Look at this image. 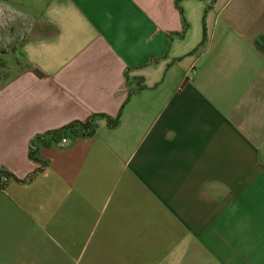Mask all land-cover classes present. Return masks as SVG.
<instances>
[{"label": "crops", "instance_id": "1", "mask_svg": "<svg viewBox=\"0 0 264 264\" xmlns=\"http://www.w3.org/2000/svg\"><path fill=\"white\" fill-rule=\"evenodd\" d=\"M176 1L49 2L0 83V264H264V0H183L184 38Z\"/></svg>", "mask_w": 264, "mask_h": 264}, {"label": "rangeland", "instance_id": "2", "mask_svg": "<svg viewBox=\"0 0 264 264\" xmlns=\"http://www.w3.org/2000/svg\"><path fill=\"white\" fill-rule=\"evenodd\" d=\"M52 0H0V83L13 76L23 48L44 21Z\"/></svg>", "mask_w": 264, "mask_h": 264}, {"label": "trees", "instance_id": "3", "mask_svg": "<svg viewBox=\"0 0 264 264\" xmlns=\"http://www.w3.org/2000/svg\"><path fill=\"white\" fill-rule=\"evenodd\" d=\"M182 1L183 0H177L176 6H177L182 18H183V21H184V31L182 34H176V36L184 38L187 31H188L189 25L185 19L184 9L181 5ZM212 5L213 4H210L208 6L207 12L212 8ZM206 39H207V34H206V29H205L204 41L202 42V44L200 46L204 45ZM140 84H141V81L138 80V91L147 89V87L142 86ZM134 94H135V91L130 92L129 99ZM127 102L123 105L118 117H116V118H112V117L107 116V115L96 114V115L91 116L85 122L77 121V122H74V123L62 128V129L50 131V132H47L45 134L35 136L30 142V152H29L30 153L29 154L30 159L33 161H36V162H40L38 154H39L41 148L42 147H50V146L54 145L55 143L60 142L63 138H70V139L85 138V139H88V138L94 137L97 134V131L99 128L98 121L100 119H105L107 121L108 127L110 129L117 128L121 122V118H122L123 112L125 110V107L127 105ZM45 166H47L46 163L44 164V167ZM42 170H43V168L34 172L24 182L32 180ZM4 177H6V180H3ZM14 178H15L14 175H12L7 169H5L4 167L0 168V191L6 189V185Z\"/></svg>", "mask_w": 264, "mask_h": 264}, {"label": "built area", "instance_id": "4", "mask_svg": "<svg viewBox=\"0 0 264 264\" xmlns=\"http://www.w3.org/2000/svg\"><path fill=\"white\" fill-rule=\"evenodd\" d=\"M71 141H72V139H70V138H63L60 142L55 143L54 145L64 147V146L68 145ZM3 180H6V177H4Z\"/></svg>", "mask_w": 264, "mask_h": 264}]
</instances>
